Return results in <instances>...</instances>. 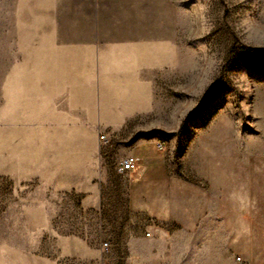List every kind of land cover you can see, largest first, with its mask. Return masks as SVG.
Segmentation results:
<instances>
[{"label":"rangeland","instance_id":"obj_1","mask_svg":"<svg viewBox=\"0 0 264 264\" xmlns=\"http://www.w3.org/2000/svg\"><path fill=\"white\" fill-rule=\"evenodd\" d=\"M50 30L95 31L130 83L141 53L150 101L99 134L97 202L0 175V264H264V0H0V76Z\"/></svg>","mask_w":264,"mask_h":264},{"label":"crops","instance_id":"obj_2","mask_svg":"<svg viewBox=\"0 0 264 264\" xmlns=\"http://www.w3.org/2000/svg\"><path fill=\"white\" fill-rule=\"evenodd\" d=\"M77 34L50 30L41 44L16 47L8 63L5 58L0 175L54 195L75 194L86 207L101 199L99 134L120 129L134 116L128 102H149L150 84L145 97L141 53L130 83L125 66L103 57L95 31ZM133 84L139 92L130 93Z\"/></svg>","mask_w":264,"mask_h":264},{"label":"built area","instance_id":"obj_3","mask_svg":"<svg viewBox=\"0 0 264 264\" xmlns=\"http://www.w3.org/2000/svg\"><path fill=\"white\" fill-rule=\"evenodd\" d=\"M100 140L102 141V144L105 145L108 143V138L106 135L102 134L100 135ZM163 145L160 143V147ZM140 166V158L135 154H129L123 157L118 165H117V171L121 175H127L129 173H132L136 171ZM147 235H150V232H147ZM101 249L104 253L108 252L110 250V243L109 241H103L101 244ZM237 264H256V263H250L246 261V259L240 255L236 257Z\"/></svg>","mask_w":264,"mask_h":264},{"label":"trees","instance_id":"obj_4","mask_svg":"<svg viewBox=\"0 0 264 264\" xmlns=\"http://www.w3.org/2000/svg\"><path fill=\"white\" fill-rule=\"evenodd\" d=\"M234 47L239 49V50H244V51H252L255 50L254 47H251L249 45H246L244 43H241L239 41L236 40V43H234Z\"/></svg>","mask_w":264,"mask_h":264}]
</instances>
